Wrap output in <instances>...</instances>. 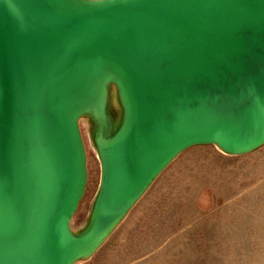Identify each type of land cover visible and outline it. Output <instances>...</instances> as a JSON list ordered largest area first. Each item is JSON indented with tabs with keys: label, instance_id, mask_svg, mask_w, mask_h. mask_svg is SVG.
<instances>
[{
	"label": "water",
	"instance_id": "95a60500",
	"mask_svg": "<svg viewBox=\"0 0 264 264\" xmlns=\"http://www.w3.org/2000/svg\"><path fill=\"white\" fill-rule=\"evenodd\" d=\"M263 144L264 0H0V264L88 260L186 149Z\"/></svg>",
	"mask_w": 264,
	"mask_h": 264
},
{
	"label": "rangeland",
	"instance_id": "374dc122",
	"mask_svg": "<svg viewBox=\"0 0 264 264\" xmlns=\"http://www.w3.org/2000/svg\"><path fill=\"white\" fill-rule=\"evenodd\" d=\"M87 183L71 219L79 228L99 183L85 121ZM75 264H264V144L228 155L214 145L180 153L85 261Z\"/></svg>",
	"mask_w": 264,
	"mask_h": 264
}]
</instances>
